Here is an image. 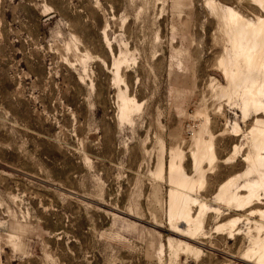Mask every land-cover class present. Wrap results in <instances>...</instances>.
<instances>
[{"label":"rangeland","instance_id":"374dc122","mask_svg":"<svg viewBox=\"0 0 264 264\" xmlns=\"http://www.w3.org/2000/svg\"><path fill=\"white\" fill-rule=\"evenodd\" d=\"M262 4L0 0V264H248L260 218L214 196L248 168L255 122L220 63L227 8L256 22ZM205 132L217 157L188 240L170 230L168 172L175 149L196 175ZM239 217L236 238L217 229Z\"/></svg>","mask_w":264,"mask_h":264},{"label":"bare ground","instance_id":"6f19581e","mask_svg":"<svg viewBox=\"0 0 264 264\" xmlns=\"http://www.w3.org/2000/svg\"><path fill=\"white\" fill-rule=\"evenodd\" d=\"M256 1L264 3L263 0ZM226 14L224 27L230 45L220 63L228 82L224 91L231 96L242 89L245 118H251L253 114L255 122L251 129L254 153L245 158L248 168L221 184L214 198L236 211L248 212V220L260 218L254 220L257 235L252 232L248 234L252 239V247L241 255L240 260L248 264H264V210L259 208L264 194V19L259 17L254 22L232 8H227ZM117 65V71H120V65ZM123 100L126 112L128 105L138 106L135 97H124ZM203 134L207 133H202L203 137L198 135L192 154L198 179L186 172L183 166L184 153L175 149L168 172L169 182L173 186L169 196L170 230L188 240H194L205 226L207 205L195 195L204 187L205 165L213 163L217 157L214 136L210 135L211 138L209 136L210 139L206 140ZM254 176H257V181ZM241 180L244 182L240 184ZM195 207L200 209L197 216L193 214ZM242 220L243 217H239L217 229L232 239L236 238L238 223ZM182 225L185 227L182 228ZM185 248L189 253L197 251L190 243H186Z\"/></svg>","mask_w":264,"mask_h":264}]
</instances>
